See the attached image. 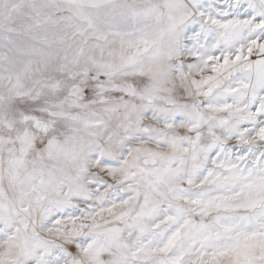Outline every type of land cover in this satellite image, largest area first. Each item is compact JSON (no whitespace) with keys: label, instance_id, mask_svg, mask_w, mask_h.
<instances>
[{"label":"snow or ice","instance_id":"snow-or-ice-1","mask_svg":"<svg viewBox=\"0 0 264 264\" xmlns=\"http://www.w3.org/2000/svg\"><path fill=\"white\" fill-rule=\"evenodd\" d=\"M0 264H264V0H0Z\"/></svg>","mask_w":264,"mask_h":264}]
</instances>
